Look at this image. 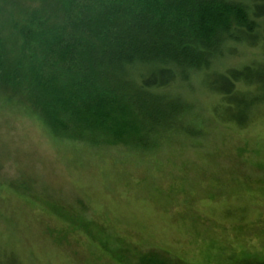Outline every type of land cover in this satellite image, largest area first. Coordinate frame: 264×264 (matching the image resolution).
I'll return each mask as SVG.
<instances>
[{"label": "rangeland", "instance_id": "rangeland-1", "mask_svg": "<svg viewBox=\"0 0 264 264\" xmlns=\"http://www.w3.org/2000/svg\"><path fill=\"white\" fill-rule=\"evenodd\" d=\"M191 97L204 133L144 152L54 137L0 99V264H264V108L237 127Z\"/></svg>", "mask_w": 264, "mask_h": 264}, {"label": "trees", "instance_id": "trees-1", "mask_svg": "<svg viewBox=\"0 0 264 264\" xmlns=\"http://www.w3.org/2000/svg\"><path fill=\"white\" fill-rule=\"evenodd\" d=\"M243 47L261 58L230 63ZM195 84L214 119L253 123L264 0H0V99L33 110L54 137L144 152L204 133Z\"/></svg>", "mask_w": 264, "mask_h": 264}]
</instances>
